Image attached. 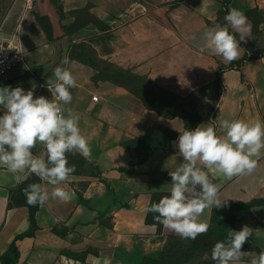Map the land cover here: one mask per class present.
<instances>
[{
	"label": "crops",
	"instance_id": "1",
	"mask_svg": "<svg viewBox=\"0 0 264 264\" xmlns=\"http://www.w3.org/2000/svg\"><path fill=\"white\" fill-rule=\"evenodd\" d=\"M230 8L247 16L251 32L240 42V58L227 63L203 38L208 28L224 26L223 0H58L57 5L33 0L32 8L26 0L15 1L0 28V47H18L25 62L0 79V87L20 86L26 92L35 83L34 98L39 97L55 67L69 68L78 86L70 89L73 99L66 107L79 115L92 152L90 159L83 157L88 171L74 163L81 155H68L76 170L62 186L75 197L66 203L50 199L39 207L37 229L19 239L32 226L23 189L43 182L28 175L16 184L0 167V264L5 257L9 264H61V256L80 264H143L145 257L160 255L170 238L180 237L162 225L153 227L155 214L144 209L170 194L169 171L184 162L174 142L186 124L149 110L122 79L129 73L147 78L152 87L180 99L200 89L215 91L214 112L198 125L212 123L218 135L224 134L223 119L264 122V53H251L240 69L232 68L258 34L264 40V20L256 25L248 16L256 11L264 18V0H231ZM65 57L68 65L61 63ZM152 128L156 148L149 153ZM133 141L141 144L132 146ZM214 182L225 205L262 202L232 212L236 231L244 225L261 230L242 248L258 255L264 251V157L251 174L216 175ZM11 200L19 204L10 206ZM215 210L202 217L210 226ZM14 243L17 258L10 254Z\"/></svg>",
	"mask_w": 264,
	"mask_h": 264
},
{
	"label": "clouds",
	"instance_id": "2",
	"mask_svg": "<svg viewBox=\"0 0 264 264\" xmlns=\"http://www.w3.org/2000/svg\"><path fill=\"white\" fill-rule=\"evenodd\" d=\"M224 19L239 40L228 26L220 24L208 28L203 38L215 55L231 63L240 58V42L249 36L251 26L247 16L236 8H230ZM61 63L68 65L69 59L65 57ZM53 76L46 81L51 100L44 96L34 98L35 83L26 92L20 86L0 87V109L4 110L0 115V167L12 174L16 184L28 175L43 182L23 189L31 206L44 207L50 199L70 202L75 193L62 185L70 182L76 169L69 165L68 154L91 158L90 141L79 127L80 117L66 107L73 99L70 89L78 86L76 78L69 68L61 66L55 67ZM219 127L223 135L217 134L212 123L180 132L174 143L184 162L169 171L170 194L144 209L146 214H155L153 227L162 225L182 239L195 240L206 234L210 224L202 218L205 211L227 202L219 198L214 177L251 174L264 157V122L223 119ZM48 186L52 187L51 192ZM260 231L248 225L229 231L226 239L211 249V259L215 264H264V251L258 255L242 251L248 239L259 236ZM60 261L80 264L65 256Z\"/></svg>",
	"mask_w": 264,
	"mask_h": 264
},
{
	"label": "rangeland",
	"instance_id": "3",
	"mask_svg": "<svg viewBox=\"0 0 264 264\" xmlns=\"http://www.w3.org/2000/svg\"><path fill=\"white\" fill-rule=\"evenodd\" d=\"M15 1L16 0H0V28L7 12ZM255 17H257L258 21L263 22L264 20L263 16H260L258 13L255 14ZM260 38L263 39L262 33L258 34V38L253 47V54L255 55H262L264 53V40ZM122 82L127 84L128 88L134 92L138 98L145 101L147 106L156 109L158 113L168 118L180 115L184 116L192 127L203 118L210 116L214 112L218 101V94L209 89H200L198 94L195 93L188 99H180L177 96L152 87L151 82L147 78L138 77L131 73H129L127 77H124ZM140 144V141H133L131 143V145L135 147ZM74 163L80 166V168L88 171V165L83 157H76ZM232 207L231 205H223L222 209L224 212H222L221 215L223 220L219 218L218 222L212 225L206 234L199 235L195 240H181L179 238L169 239L165 249L171 245L175 250L172 255L167 254L168 256L164 259L160 258L159 261H165L163 262L164 264H199L204 261L214 262L211 259V249L216 242L225 240L229 231L234 230V221L230 218L231 216L228 213ZM244 246L245 244L242 248ZM159 257L160 255L156 258ZM145 258L152 259V255Z\"/></svg>",
	"mask_w": 264,
	"mask_h": 264
},
{
	"label": "trees",
	"instance_id": "4",
	"mask_svg": "<svg viewBox=\"0 0 264 264\" xmlns=\"http://www.w3.org/2000/svg\"><path fill=\"white\" fill-rule=\"evenodd\" d=\"M54 1V3L57 5L58 4V0H53ZM230 4H231V0H223V5H224V9L222 10V12H221V21H222V24L224 25V26H228L227 25V22L225 21V19H224V17L227 15V13H228V10L230 9ZM255 14H257V12L256 11H253V12H250V13H248V16H249V18H251L253 21H254V24H256L257 25V22H258V19H257V17H255ZM40 21H42L41 20V18H40ZM229 27V26H228ZM229 31L231 32V30H230V28H229ZM255 43H256V40L254 41V43L252 44V45H250V46H246V50H247V52H246V55L244 56V58L242 59V60H240V61H238V62H236L234 65H232V68H234V67H236L237 69H240V67H242L246 62H248L249 60H251L252 59V55H251V53L253 54V47H254V45H255ZM260 55H255L254 54V57H259ZM144 102V104L146 105V107L149 109V110H153V111H156L157 112V110L156 109H152L151 107H149V106H147V104H146V102L145 101H143ZM161 116H164L163 114H161V113H159ZM164 117H166V116H164ZM175 117H180V118H182L183 120H184V122H185V124H186V129H195V127H197L198 126V124L202 121V120H200L194 127H192L190 124H189V122L187 121V119L184 117V116H173L172 118H175ZM168 118V117H167ZM169 118H171V117H169ZM153 128L150 130V134L148 135V137H150V138H148V143H149V145H150V147H151V149H150V151H149V153H152L153 151H154V149L156 148V146L155 145H153V140L151 139V137H153L154 135H153ZM164 132H166V131H159V135H161V133H164ZM162 136V135H161ZM131 145V144H130ZM77 158H81V156H77ZM32 180L34 181V182H38V178L36 177V176H33L32 177ZM26 204H27V206L29 207V209H30V216H31V223H32V226H31V232H29V233H26V234H24V235H22V236H20V237H18V239L19 238H23V237H26V236H29V235H31L32 233H33V231H35L36 229H37V225H36V220H35V216H36V213H37V211H38V209H39V205H37V206H31V205H29L28 203H27V201L25 202ZM19 204V203H18ZM17 203H15L13 200H11V204H10V206H14V205H18ZM260 204H262V202H253V203H250V204H248V205H238V206H233L229 211H228V213L230 214V218H232L233 219V221H234V230H236L235 229V218H233L234 216H233V214H232V212L233 211H235V210H240V209H244V208H246V207H251V206H256V205H260ZM222 212H224V210L222 209V207H220V208H216V210H215V214H214V220H213V223H212V225H214L215 223H217L218 222V220H219V218L220 219H222L221 218V215H222ZM226 215V214H225ZM223 220V219H222ZM211 225V226H212ZM210 226V227H211ZM209 227V228H210ZM206 236V235H205ZM204 236V237H205ZM177 237H172V238H170L171 240L172 239H176ZM179 239H181V240H186V239H182L181 237H178ZM177 238V239H178ZM188 240H191V239H188ZM175 249L171 246V245H169L161 254H160V257L159 258H156V257H152V259L151 258H144L143 259V264H164L163 262H165V261H159V259L161 258V259H164L166 256H168V255H172V253H173V251H174ZM10 254H12L15 258H17L18 257V251H17V249H16V245H15V243L12 245V248H11V252H10ZM168 254V255H167ZM8 258L7 257H5V258H3V264H9V262H8V260H7ZM165 264H167V263H165Z\"/></svg>",
	"mask_w": 264,
	"mask_h": 264
},
{
	"label": "built area",
	"instance_id": "5",
	"mask_svg": "<svg viewBox=\"0 0 264 264\" xmlns=\"http://www.w3.org/2000/svg\"><path fill=\"white\" fill-rule=\"evenodd\" d=\"M27 6L32 8L33 0H26ZM25 62L24 53L18 48L8 45L7 47H0V79H5L11 72H13L20 64ZM39 96L51 100L52 94L46 85H41L38 90ZM94 102L98 101V97L93 98Z\"/></svg>",
	"mask_w": 264,
	"mask_h": 264
}]
</instances>
